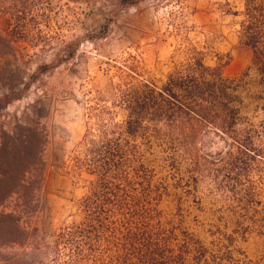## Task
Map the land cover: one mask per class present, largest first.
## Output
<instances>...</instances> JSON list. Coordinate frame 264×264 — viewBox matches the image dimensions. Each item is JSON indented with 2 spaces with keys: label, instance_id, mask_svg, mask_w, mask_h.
I'll use <instances>...</instances> for the list:
<instances>
[{
  "label": "rangeland",
  "instance_id": "rangeland-1",
  "mask_svg": "<svg viewBox=\"0 0 264 264\" xmlns=\"http://www.w3.org/2000/svg\"><path fill=\"white\" fill-rule=\"evenodd\" d=\"M242 21L243 0H0V31L10 45L0 56V143L18 126L44 132L32 221L42 245L79 220L77 204L92 177L77 155L90 113L105 107L116 122L125 117L112 106L120 75L131 70L159 87L194 50L224 78L248 72L240 113L253 126L264 120L252 54L238 41ZM196 146L202 152L190 164L182 159L178 172L153 148L158 176L180 177L189 190H168L160 204L165 223L178 239L203 247L199 264H264V161L238 156L233 164L246 162L248 172L225 170L218 140ZM246 194L253 204L240 205Z\"/></svg>",
  "mask_w": 264,
  "mask_h": 264
},
{
  "label": "trees",
  "instance_id": "trees-1",
  "mask_svg": "<svg viewBox=\"0 0 264 264\" xmlns=\"http://www.w3.org/2000/svg\"><path fill=\"white\" fill-rule=\"evenodd\" d=\"M238 41L251 51L258 87L254 98L262 111L264 0H243ZM8 49L0 31V56ZM129 72L113 87L112 106L125 112L123 120L116 122L105 107L89 115L93 125L85 132L77 162L92 181L78 201L79 220L59 229L50 245L40 243L32 225L39 209L44 132L18 126L11 136L3 135L0 264H199L204 257L203 247L190 238L178 239L160 210L168 190L186 194L187 183L158 176L160 166L150 158L157 148L165 154L159 161L178 172L182 159L190 164L201 151L196 144L203 146L212 137L225 146V170L248 172L246 162L233 164L238 156L264 161V120L253 126L240 113L238 92L248 72L224 78L194 50L159 87ZM169 180L175 183L168 185ZM239 202L253 204L252 195ZM7 203L9 210L4 209Z\"/></svg>",
  "mask_w": 264,
  "mask_h": 264
}]
</instances>
